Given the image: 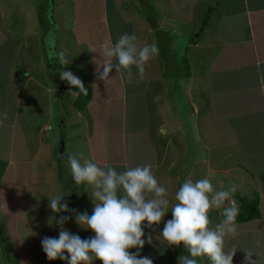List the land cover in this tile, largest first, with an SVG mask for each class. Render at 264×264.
I'll return each instance as SVG.
<instances>
[{
    "label": "rangeland",
    "instance_id": "obj_1",
    "mask_svg": "<svg viewBox=\"0 0 264 264\" xmlns=\"http://www.w3.org/2000/svg\"><path fill=\"white\" fill-rule=\"evenodd\" d=\"M57 1L59 2L60 0H17V2H11L8 5L9 9L12 11L10 20L17 19V21L15 20L17 29H8L7 37H5L6 31L3 32L4 36L2 35L0 37L1 56L3 53L5 54L8 49L9 56L11 52V57L18 59L20 54L15 53L13 49L19 42V36L22 35L26 37V41H29V46L33 48V52L37 53L38 51L40 54L45 51L44 58L42 55L37 57L41 66L38 64L36 66H38L37 72L40 80L44 83L46 78L44 76L45 70L43 66L47 65L52 72H55L53 80L49 79L48 81L49 87H54L53 85L55 82H65L59 78V71L62 67L60 64L61 54H63L65 58L66 56L68 58V65L62 70L71 71L74 75L83 72L82 75H84L87 70L82 68L83 64L75 65L73 63L70 64V62L77 60L83 63V58H90V56L83 53L86 51V47L83 48L74 45L73 43L75 37L88 40L89 36L87 33L82 30L78 31V29H75V32H73L72 28L69 27L71 22H74V18L70 15L73 11L67 8L70 7L73 8V10L75 7L78 8L80 6L79 1L71 0L70 2V0H62L57 7L55 6L56 9L60 8V13H56L55 10L54 14V12L51 11V7L52 4L54 3L55 5ZM130 1L137 6L138 12L141 11L147 15V19H151L152 17V20L155 21L156 18H160V15H165L168 21H174V23L182 29V31L179 30L177 32L172 29V27L167 26L166 28L161 27L158 31L154 30L151 33L152 41L149 43L155 41L164 55L165 52L174 56L176 54L177 61H175V58H171V60L165 58L162 59L164 65H168V67L165 68L167 76L164 78L166 81H164L167 85V95L170 99L164 104L167 106L163 107V110L161 111V116L164 119H162L164 122L162 127L164 132L159 128L157 132L153 133L157 141L151 142L152 139L150 140L144 133H138L137 138H130L127 142L128 149L130 150L129 153L131 154L133 152L136 155L139 154L140 157L137 159L141 158L142 160L141 162H138V165L136 163L134 167L150 164L158 181L168 190L167 198L171 203H175V192L179 189L184 178L188 175H191L194 181L205 177L210 178L217 190L226 188L231 183H235L238 186V190L235 194L250 197L258 196L259 198L261 193L262 203L264 199L263 172L256 171L257 174H255V179L251 178L253 182L251 183L249 180L245 179L244 174H241L240 176L238 173L236 174L240 167L232 168L230 171H224V168L229 166V163L231 162L230 157L238 158L237 154L240 155L242 162H247V158L244 154L250 149L246 146H248V144L251 145L252 139L260 140L262 138L258 131L254 132L252 130L254 123L249 122L250 126L246 127L245 137L242 135L244 138H239L238 140V138L236 139L232 136L229 137L228 135V138L223 139L222 142H220V145L219 143H215L213 147L212 144H214V141H209L210 137L215 138L216 136H219L222 131H225L223 125H221L224 124V122L218 118L217 114H219V112L223 114L219 108L226 106L219 105L221 103L218 99H215V103L211 101L210 94L209 105H205L207 103L206 99L205 97L202 98L200 95L203 92L201 91L203 86L200 80H198L199 84H197V87L194 86V94L202 99V103L199 101V103H201L200 105H191L190 96L189 101L187 102L186 100L187 95L185 93L188 89L189 79L185 76L192 74L190 48H188V44L193 40L192 35L197 36L196 38H200L201 33H203H200L198 29L191 35L190 30L193 25L196 26V28L203 25V28L208 31L209 26L211 27V24L209 25V23L212 21V18L210 20L209 18L213 16V8H218L219 6L217 0H198L193 8V18L190 22H187L185 19L181 21V17L179 15V17L176 16V13L170 8V6H163V1L161 3V10H155L154 0L153 2L151 0L148 6L139 3V0ZM183 1V9H185L187 0ZM44 2H46L45 5ZM63 2L64 4H62ZM25 4L31 8L30 11L28 10V14L30 17L34 16L37 24L34 21L35 25L30 23V26L27 27L25 19H27L26 17L28 14L22 15L20 13L17 15V7ZM49 11L50 15L48 16ZM95 11L97 10L95 9ZM95 11L93 9L92 14L95 15ZM40 13L44 14V16H41L42 24L47 26L46 23L48 22V24L52 23L57 26L56 31H54V37L55 34L57 37V44L54 47L50 44V39L46 42H44V40L42 41L43 35L44 38H47L48 36L51 37L52 34L48 33L47 36L46 31L44 29L42 30L40 20L37 18V15ZM108 14L109 18H111V14ZM76 16L85 18L83 11L77 13ZM48 17L51 21L48 20ZM57 18L60 19L57 21ZM203 21H205L204 24ZM117 26L122 28L119 34L126 33L128 22H118L117 25L113 27V32H115ZM34 33L37 35L41 34V38H33ZM197 33H199L200 36L196 35ZM39 40H41V43ZM201 40L203 39L201 38ZM93 42H95V37H93ZM97 52H99V49H96L93 52L95 58H98V55H96ZM80 53L83 54L79 56ZM68 54H70V56ZM100 61L101 60H99V62ZM48 63L50 64L49 66ZM206 69L207 68L204 69V66L201 64L198 66L199 73ZM1 73H3L2 70H0V74ZM17 74L18 77H21L23 72H17ZM7 75H9L8 72ZM10 76L6 78L11 79V86L14 87V89H20L21 91L22 85L19 80L16 78L13 79V75ZM4 79L0 78V87L4 82ZM65 83L63 85H66ZM83 85L84 87L91 89L89 83ZM44 87H46V89L38 92H36L35 89L27 92V95L30 94V97L27 96L26 100L23 99L21 101L20 113L14 105V93H12L7 100L3 99L5 94L0 95V113H4V111H1V108L4 107L7 117L10 116L11 121L18 123L13 124V129L8 130L6 136L3 134L4 130L6 129L7 131V128L10 126L7 128L5 126L0 127L2 132L0 135V264H67V261L60 259L49 261L41 244L42 239L46 236L52 238L59 237L61 226L56 221L62 216L69 217V219L63 224V229L67 230L70 234L79 235L82 239H87L95 235L91 229L82 228L75 222V215L73 212L62 211L60 213H53L49 208L48 197L59 194H66L63 196L62 203L67 202L70 209H75L80 213L87 212L91 215L94 209V202L90 196L92 188L87 183L80 185L75 184L70 168L67 166V157L70 154L79 155L80 153H83L84 159H90L88 154L90 148L88 145L86 147L83 141L84 129L81 125V120L75 123L76 111L71 103L74 99L67 93L60 94V92L56 93L51 89V91L48 92L47 88L49 87L46 83ZM191 90L192 88L189 87V92ZM58 97L61 98V103H59L60 98ZM75 98H79V95L75 96ZM8 100L9 104L1 105L4 104L5 101L8 102ZM125 105H130L126 99ZM170 105H172V107ZM31 110L35 112V115ZM48 114L52 115V117H47ZM148 119L152 123L160 120L157 115L154 119ZM142 123H146L144 119ZM44 125H47L49 129H45ZM256 127L258 130H261L263 128V123L261 128H258V125H256ZM101 129L103 128L99 124L100 157L103 156L102 148L103 144L106 143L102 140L103 130ZM93 130V125L85 130L88 139L90 134L91 136L92 133L93 135H96L95 133L97 132ZM37 134H40V136L42 135V137L47 136L49 139L47 145L48 154H46L45 158L42 153L31 155L35 150V139L37 138ZM74 135L77 136V140L73 138ZM42 139L45 140L46 138ZM74 140L77 142L72 143ZM165 142H167L166 158L159 163L158 167L157 165L153 166V155L154 157L155 154H157V156L159 155ZM128 149L126 148L127 152ZM153 150L155 154L153 153ZM227 151H230L231 154L225 156ZM214 154L224 157H217L214 156ZM214 158L217 160H214ZM103 166L106 165H101V167ZM107 166L113 167L117 172H122L127 168L125 165L123 168L122 163L115 165L109 163ZM120 166L122 167L120 168ZM128 167H130V165ZM259 170H261V167H259ZM165 172L168 179L167 181L163 180ZM32 175L34 176L32 177ZM32 179L34 185L32 184L25 187L29 189L35 188L31 193L28 189H24V186L28 183H32ZM252 188L255 189L253 190ZM233 199H235L234 196ZM215 212L216 217L214 216ZM171 215V211H169L165 217H170ZM209 218L211 220L210 227L213 228L223 219L220 215V210L216 209L209 212ZM164 222H166V220L162 221L159 226H154L156 228L155 231L144 227L145 236L142 237V239L145 240L144 247L142 249L131 248L129 251L133 254L138 252L140 258L147 257L151 259L153 264H178V257L184 254L187 255V252L182 245L180 247L169 246L168 243L163 240L160 236V232L163 230ZM236 224L239 225V223ZM255 224L256 223L252 224L251 227ZM238 225H236V232L239 229ZM149 235L153 237L151 244L147 242ZM233 236L234 234H231L230 236H227L225 240L232 238ZM244 239L245 237H242V242ZM225 249H227V252H231L233 251L234 246L232 247V244L229 243V241H225ZM235 251L232 264H234L235 259L238 260V263L241 259L239 257L240 254L238 255L236 249ZM6 252L10 254V260L5 257ZM64 255L67 256L68 253L65 252ZM198 260L199 264H210L207 257L198 258ZM94 264H99V261H94Z\"/></svg>",
    "mask_w": 264,
    "mask_h": 264
},
{
    "label": "crops",
    "instance_id": "obj_2",
    "mask_svg": "<svg viewBox=\"0 0 264 264\" xmlns=\"http://www.w3.org/2000/svg\"><path fill=\"white\" fill-rule=\"evenodd\" d=\"M13 1L17 2V0H0V37L2 35L4 36L3 32L5 31V37H7L8 29H17V25L15 24V20L17 21V19L10 20L12 11L8 7ZM61 1L62 0L59 2L57 1L55 5L54 3L52 4L51 11H53L54 14L55 10L56 13H60V8L56 9L55 6L57 7ZM78 1L80 3L78 8L75 7L74 10L70 7L67 8L73 11L72 13L74 14H70L73 16L74 22H71L69 27L72 28L73 32H75V29H78V31L82 30L87 33L89 36L88 40L75 37L73 43L74 45L83 48L86 47V51L83 53L90 56L91 59L83 58V63L73 60L70 64H83L82 68L87 70L84 75H82L83 72L75 74V76L78 77L83 84L89 83L91 85V97L84 109L81 110L77 108V98H75V96H78V92L75 88L70 86L66 81V83L64 82L66 85H63V82H55L53 85L54 87H49L48 81L49 79L53 80L55 72H52L47 65H44L45 83L49 87L47 88V91L49 92L52 90L56 93L60 92V94L67 93L73 97L74 100L71 101V103L76 111L75 123L81 120V125L84 129L83 141L84 145H86V147L88 145L90 148V150H88L90 160L98 165L100 164L99 166L108 165L109 163L113 165L122 163L123 168L124 165L125 167H128L129 165L130 167H134L136 163L138 165V162H141L142 160L141 158L137 159L140 157L139 154L138 156L132 151L131 154L129 153L130 150L128 149L127 142L130 138H137L138 133H144L150 140L152 139V142L157 141L153 133L157 132L159 128L164 132V129L162 128L164 125V119L161 116V111L163 110V107L167 106L164 104L170 99L167 95V85L165 84L166 80L164 79L167 76L165 68H167L168 65L165 66L162 59L165 58L171 60V58H175V61H177L176 54L174 56L165 52L164 55L159 47V54L145 65V76L143 79L140 78L138 70L133 67V76L131 78H128L126 72L122 71L117 73L115 68H113L109 78L102 80L99 77L100 73L103 72L102 65L105 59H107V57L103 56L102 46L105 42L109 41L114 44L119 36L124 34H119L122 30L120 26H117L115 32H113V27L116 26L118 22L122 21L128 22L126 33H133L136 35V44L138 47H142L145 43L152 41V31H158L161 27L166 28L169 26L177 32L179 30L182 31V29L178 27L174 21H168L165 15H160V18H156L155 21L152 20V17L151 19H147V15L141 11L138 12L137 6L130 0ZM139 1V3H143L147 6L151 2V0ZM154 1L155 10L162 9L161 3L163 1V6H170V8L176 13V16L179 15L181 17V21L185 19L187 22H190L193 18V8L198 0H187L185 9H183V0ZM217 3L219 5L218 8H213V16L209 18V20L212 18V21L209 23V25L211 24V27L209 26L208 31L203 28V25L198 26L197 28L193 25L190 30L191 35L198 29L200 33H203H201V36L199 33L196 34L199 35L200 38H196L197 36L192 35L193 40L188 44V48H190L192 74L185 76L189 79L188 89L185 93L187 95L186 100L188 102L190 96L191 105H200L202 103V99L194 94V86L197 87V84H199L198 80H200L203 86V88H201V91L203 92L200 95L202 98L205 97L207 102L205 105H209L210 94L211 101L215 103V99H218L221 103L219 105L226 106L219 108L223 114L220 112V115L217 114L218 118L224 122V124L221 125H223L225 131H222L219 136H216L215 138L210 137L209 141H214V144H212L213 147L215 143H219L220 145V142H222L223 139H227L228 135L229 137L232 136L236 139L238 138V140L239 138H244L246 127L250 126L249 122L254 123L252 130L254 132L258 131L262 138L260 140L252 139L251 145L248 144V146H246L250 149L244 154L247 158V162H242L239 154H237L238 158L229 156L231 162L229 163V166L224 168V171H230L232 168L240 167L236 174L238 173L239 176L244 174L245 179L253 183L251 178L255 179V174H257L256 171L264 173V0H217ZM45 4L46 2H44V5ZM62 4H64V2ZM93 9L94 11L95 9L97 10L95 11V15L92 14ZM28 10L30 11L31 8L26 4L20 5L17 7V15L20 13L22 15L28 14ZM81 11H83L85 18L76 16L77 13ZM108 13L111 14V18H109ZM26 18L25 21L27 22V27L30 26V23L35 25L34 21L36 23V20L34 19V16L30 17L28 14ZM37 18H40V14L37 15ZM59 19L57 18L56 20L58 21ZM40 26L42 30L44 29L46 31L47 36L48 33L52 34L51 37L48 36L47 38H44L43 35L42 41L44 40V42H46L50 39V44L53 47L56 46L57 37L56 34L54 37V31H56L57 26L52 23H49L47 26L45 24H41ZM36 28L38 29L37 26ZM34 37L41 38V34L37 35L34 33L33 38ZM93 37H95V42H93ZM201 38L203 40H201ZM18 39L19 42L13 49L15 53L20 54L18 59L11 57V52L9 56L8 49L5 54L3 53L2 56L0 55V70L3 71V73L0 74V78H5L0 87V95L5 94L3 99L7 100L9 96L14 93V105L20 113L21 101L23 99L26 100L27 96L30 97V94L27 95V92L34 89L38 92L46 89V87H44L45 83L40 80L37 72L38 66H36L37 64L41 66L37 57L42 55L44 58L45 51L40 54L38 51L37 53L33 52V48L29 46V41H26L24 35L19 36ZM39 42L41 43V40H39ZM96 49H99V52L96 53L98 58H95L93 55V52ZM83 53H80L79 56ZM68 55L70 56V54ZM66 59L68 61L67 56ZM99 60L101 61L99 62ZM115 63L116 61L113 60V64ZM200 64L204 66V69L207 68L201 73H199L198 70ZM49 65L50 64L48 63V66ZM7 72L9 75H7ZM17 72H23L22 76L18 77ZM10 75H13V79L16 78L19 80L22 85L21 91L20 89H14V87L11 86ZM8 76H10V78L7 79L6 77ZM189 87L192 88L190 92ZM125 99L128 100L130 105H125ZM199 101L201 103H199ZM61 102L62 100L60 98L59 103ZM7 104H9V100L1 105ZM170 106L172 107V105ZM1 111L5 112V108L2 107ZM31 112L35 115L34 111L31 110ZM156 115L159 116V121L154 123L149 121L148 118L154 119ZM50 116L52 117V115L48 114L47 117ZM143 119L146 122L144 124L142 123ZM262 123L263 128L258 130L256 125H258V128H261ZM13 124L18 123L11 121L10 116L7 117L4 126L6 128L8 126L10 127L7 128V131L6 129L4 130L3 134L5 136L7 135L8 130L13 129ZM99 124L103 128L101 129L103 130L102 140L106 142L103 144L102 157L99 156ZM91 125L94 127L93 131L97 133H95L96 135H93L92 133V136L90 134L88 139L85 130ZM44 128L49 129L47 125H44ZM1 134L2 132L0 128V135ZM242 135H244V137H242ZM42 138L46 139L44 140ZM73 138L77 140L76 135H74ZM35 140V150L31 155L42 153L45 158L46 154H48V137H42V135L40 136V134H37ZM76 140L72 143L77 142ZM166 146L167 142H165L161 148V151L159 152L160 156H157L153 150V153L155 154V157L153 155V166L157 165L158 167L159 163L166 158ZM126 148L128 149V152L126 151ZM229 154H231V152L227 151L225 156ZM214 156L217 155L214 154ZM217 157L224 156L219 155ZM214 160L217 159L214 158ZM258 166L261 167V170H259ZM121 167L122 166H120V168ZM218 170L223 171L221 169ZM33 176L34 175H32V177ZM163 180H168L166 172L164 173ZM32 184L34 185L33 179L32 183H28L24 186V189H28L29 192L31 191L32 193L35 188H25ZM252 189L254 190L255 188ZM259 213L260 215L258 218L244 222H236L239 223V225L236 224L239 228L238 231L235 232L232 238L225 240L229 241V243L232 244V247L234 246L233 250L236 249L238 255L240 254L239 257L241 259L239 263L238 260L235 259L234 264H251L247 259V253L252 255L251 261H259V264H264V199L261 203V193L259 197ZM214 216L216 217V212ZM171 218L172 215L170 217H164L162 221H167ZM254 223L256 224L251 227ZM242 237H245L243 242ZM225 251L227 252V249H225Z\"/></svg>",
    "mask_w": 264,
    "mask_h": 264
},
{
    "label": "clouds",
    "instance_id": "obj_3",
    "mask_svg": "<svg viewBox=\"0 0 264 264\" xmlns=\"http://www.w3.org/2000/svg\"><path fill=\"white\" fill-rule=\"evenodd\" d=\"M136 41L135 34L124 33L114 44L110 41L104 43L103 56L107 59L102 65L100 79L109 78L113 68L117 73L126 72L131 78L133 67L138 70L140 78H144L145 65L159 54V48L155 41L142 47H138ZM60 64L59 78L87 95L83 82L71 71L62 70L68 65L63 54ZM6 120L7 113H0V127ZM67 166L75 184L87 183L92 188L93 213L89 215L70 209L67 202L62 203L66 194L48 197L49 208L53 213L73 212L75 222L82 228L91 229L95 235L82 239L79 235L70 234L63 229L69 217H60L56 221L61 226L59 237L46 236L41 241L49 261L60 259L67 264H94V261H100V264H153L151 259L140 258L138 252L133 254L129 249H142L145 244L142 239L145 236L144 227L155 231L154 226H159L171 211L172 218L164 222L160 236L169 246L182 245L187 252V255L178 257V264H199L198 258L203 257H207L210 264H232L236 251H225V238L236 232L239 204L233 199L238 190L235 183L217 190L210 178L194 181L188 175L175 192V203H171L167 198L168 190L158 181L150 164L127 167L117 172L111 166L101 167L90 159H84L83 153H80L70 154ZM213 209L220 210L223 217L214 228L210 227L209 218ZM152 240L149 235L147 242L151 244ZM251 257L247 253L251 264H259V261H251Z\"/></svg>",
    "mask_w": 264,
    "mask_h": 264
},
{
    "label": "trees",
    "instance_id": "obj_4",
    "mask_svg": "<svg viewBox=\"0 0 264 264\" xmlns=\"http://www.w3.org/2000/svg\"><path fill=\"white\" fill-rule=\"evenodd\" d=\"M41 16H44V14L40 13V23L42 24V18ZM205 21H203V24ZM48 25V22L46 23ZM88 90V94L85 95L83 93L79 92V89L75 88V90L78 92L79 98H77V108L79 109H84L86 104L88 103L90 97H91V92L90 89L85 87ZM236 201L239 204V214L236 218V222H244L248 220H252L255 218H258L260 213H259V198L258 196H241L238 194L234 195ZM10 254L6 252V258H9L10 260ZM7 261V259H6ZM10 262V261H9ZM13 264V263H12ZM100 264V261H99Z\"/></svg>",
    "mask_w": 264,
    "mask_h": 264
},
{
    "label": "water",
    "instance_id": "obj_5",
    "mask_svg": "<svg viewBox=\"0 0 264 264\" xmlns=\"http://www.w3.org/2000/svg\"><path fill=\"white\" fill-rule=\"evenodd\" d=\"M50 15V12H48V16ZM48 20H49V17H48ZM50 21V20H49Z\"/></svg>",
    "mask_w": 264,
    "mask_h": 264
}]
</instances>
